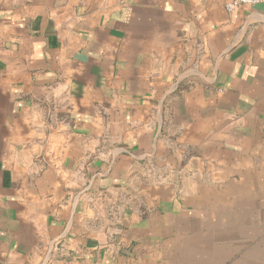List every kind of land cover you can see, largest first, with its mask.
<instances>
[{
    "label": "crops",
    "instance_id": "crops-1",
    "mask_svg": "<svg viewBox=\"0 0 264 264\" xmlns=\"http://www.w3.org/2000/svg\"><path fill=\"white\" fill-rule=\"evenodd\" d=\"M0 0V264H264V0Z\"/></svg>",
    "mask_w": 264,
    "mask_h": 264
},
{
    "label": "built area",
    "instance_id": "built-area-1",
    "mask_svg": "<svg viewBox=\"0 0 264 264\" xmlns=\"http://www.w3.org/2000/svg\"><path fill=\"white\" fill-rule=\"evenodd\" d=\"M262 1L263 0H229L225 4V10L231 12L238 6H254Z\"/></svg>",
    "mask_w": 264,
    "mask_h": 264
}]
</instances>
